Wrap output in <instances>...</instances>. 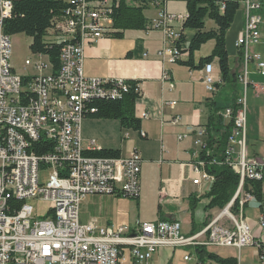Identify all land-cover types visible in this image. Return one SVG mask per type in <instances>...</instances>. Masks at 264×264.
<instances>
[{
  "label": "built area",
  "instance_id": "1",
  "mask_svg": "<svg viewBox=\"0 0 264 264\" xmlns=\"http://www.w3.org/2000/svg\"><path fill=\"white\" fill-rule=\"evenodd\" d=\"M14 1L0 0V174H5V181H0V264H122L128 252L142 264L163 247L240 250L248 245L257 248L258 261L264 264V215L258 223L260 236H256L244 213L245 205L256 200L245 191V181L264 180V157L249 156L247 149L249 89L264 94V85L248 79L251 63L264 75V58L253 51L254 45L262 43V0H240L246 16L236 41L244 53L239 75L242 89L237 108L222 112L233 123L225 163L239 175L240 184L227 207L192 236L182 234L178 221H138L118 227L80 222L81 204L89 195L138 198L141 193L143 160L138 152L128 157L89 156L82 138L84 119L96 112L89 107L91 101L122 99L131 90L127 79L87 77L84 73L85 46L119 32L112 14L120 0H68L69 7L45 38L49 44L63 43L60 68L45 73L48 64L26 60V66L34 65L39 71L35 75L18 74L12 64V36L5 32L4 24L12 16ZM186 17L161 7L148 25L164 34L165 44L158 55L165 62L177 63L184 55V49L178 47L183 27H175L174 22L183 23ZM213 67L208 63L203 70V81L212 94L221 82ZM163 78H169L167 72ZM135 90L141 93L138 82ZM180 119L173 117L171 123L177 125ZM196 134L194 144L201 156L207 148L206 130L198 127ZM42 140L53 150L39 155L34 147ZM91 144L96 143L92 140ZM200 160L193 183H206L210 192L216 178ZM43 171L48 172L45 183ZM30 199L48 203L50 215L37 219ZM236 203L238 210L234 211ZM184 259L191 261L192 253ZM206 264L221 263L209 260Z\"/></svg>",
  "mask_w": 264,
  "mask_h": 264
},
{
  "label": "crops",
  "instance_id": "2",
  "mask_svg": "<svg viewBox=\"0 0 264 264\" xmlns=\"http://www.w3.org/2000/svg\"><path fill=\"white\" fill-rule=\"evenodd\" d=\"M161 7L174 14L188 13L184 0H167ZM161 7L155 4L144 11L148 23L158 16ZM262 15L264 18L263 9ZM245 22L246 16L242 4L226 38L233 70L236 69L239 56L236 41L245 27ZM174 26L180 28L183 27V23L174 22ZM208 26L207 21V29L216 28V25H211L209 28ZM263 27L264 24L262 26L264 37ZM194 33L190 30L185 31L188 40ZM164 44L163 32L147 26L146 29L141 30H126L120 36L113 34L100 38L96 43L86 45L84 48V73L87 77L123 78L138 82L141 97L136 103L135 115L142 120L141 130L135 131L123 129L118 120L87 117L82 124L84 147L92 152L102 149L115 150L121 157H128L138 152L143 163L140 196L130 198L89 195L81 204L82 224L94 222L98 226L118 227L123 224L132 226L138 221H178L182 225V234L192 236L204 229L207 221L220 210V208H207L211 199L208 197L209 190L206 183L201 186L193 183V179L198 176L195 165L201 161L200 148L194 144V140L197 137L198 127L206 130L207 136L206 126L213 111L219 108L222 110L219 112L222 115L225 109L232 106L234 93L232 88L224 84L218 88L220 82L213 94L209 92L203 81L204 67L191 69L180 62L169 63L160 59L158 52ZM206 45L210 48V54L215 42L209 41L204 46ZM253 51L264 55V41L254 45ZM188 57V53L184 52L181 61H186ZM198 63L195 54V64ZM213 64L215 66L213 73L216 79L221 81L219 60L215 59ZM165 72L169 75L168 79L163 78ZM248 79L251 83L264 85V75L259 73L256 63L250 64ZM250 92L253 101L264 96V94H256L252 88L249 89ZM172 102L176 104L172 105ZM176 116H180L181 119L177 125H173L171 119ZM224 121L226 124L229 123L225 118ZM141 131L145 132V136ZM183 135L186 136L180 138ZM92 140L95 141V145L91 144ZM261 140H264L262 107L260 103L253 102L250 110L248 107L249 156L264 157L260 147L263 143ZM246 209L254 210L255 216L246 217ZM244 213L255 235L260 236L258 223L259 218L264 215V201L248 203ZM178 249L184 250L186 247ZM178 249L160 248L150 260L142 264H171L170 253L173 254ZM191 249L196 252L197 248L191 247ZM227 249L228 256L236 257L235 250L238 249ZM184 251L187 253V250ZM255 253L257 254V251ZM192 254L195 259L194 264H206L201 262L196 253V256ZM124 262L138 264L129 252Z\"/></svg>",
  "mask_w": 264,
  "mask_h": 264
},
{
  "label": "trees",
  "instance_id": "3",
  "mask_svg": "<svg viewBox=\"0 0 264 264\" xmlns=\"http://www.w3.org/2000/svg\"><path fill=\"white\" fill-rule=\"evenodd\" d=\"M167 0H120L118 7L114 9L112 18L115 28L119 32L118 36L126 30L146 29L148 20L144 11L151 5L163 6ZM187 6V17L183 22V35L178 42L179 49H184L188 53L186 61H179L182 65L197 69L205 67L208 63L219 60L221 70V84L232 88L234 100L232 106L237 108V100L240 96L242 85L239 75L243 71L244 53L239 50L236 69H232L229 52L227 49V33L232 27L237 13L242 7L240 0H184ZM69 7L66 0H15L12 16L5 20L4 30L13 36L26 34L32 39L30 49L36 53H42L49 57L53 71L57 72L60 68V55L63 43L49 44L46 36L53 23L62 17L65 10ZM264 10V0H262ZM211 20L215 23V29H207L206 22ZM148 23V24H147ZM190 30L195 33L188 40L185 31ZM209 41H214L215 45L212 52L202 57L195 64V54L201 50L203 45ZM131 90L122 99H95L89 103L90 108L96 109L91 115L97 119L118 120L123 129L141 130L142 120L135 115V106L141 93L135 90L136 81H131ZM220 110L215 109L209 119L207 129V148L202 151L201 158L206 163V170L215 176L208 197L211 199L207 208L224 209L235 195L239 184V175L225 163L226 150L233 123H225L220 115ZM47 141L36 143L34 151L41 155L52 151V147L46 145ZM87 155L96 157H119V152L115 150L102 149L98 151H88ZM264 180L247 179L244 189L251 192L258 202L264 201L263 194ZM238 210V203L235 204L234 211ZM209 221V220H208ZM207 221V223H208ZM206 223V225H207ZM196 254L201 262L207 263L208 260H215L221 264H239V259L235 256H223L208 252L204 247H198Z\"/></svg>",
  "mask_w": 264,
  "mask_h": 264
},
{
  "label": "rangeland",
  "instance_id": "4",
  "mask_svg": "<svg viewBox=\"0 0 264 264\" xmlns=\"http://www.w3.org/2000/svg\"><path fill=\"white\" fill-rule=\"evenodd\" d=\"M207 21L209 22L208 28L211 25H215V23L213 21H211V20H207ZM263 29H264V27H263ZM263 38L264 37H263V33H262V39H261L262 42L264 41ZM31 42H32V39L30 37H28L26 34H17V35L12 36V48H13L12 64L15 68V71L21 75L38 74L39 71L36 69V67L34 65H32V66H26L25 65L26 60H31L33 63L38 61V62H43V63L48 64V69L45 71V73H49L52 70V64L49 60V57L47 55H43L42 57H40L38 54H34L30 49ZM209 52H210L209 46L203 45L201 50L196 53V56L198 57V61H200V59L204 55L209 54ZM248 95H249V97H248L249 110L251 109L253 102L260 103V105L262 107V124L264 125V96L260 97L259 99H255L253 101L251 99V97H252L251 92ZM261 141L263 142L260 145L261 152L264 153V140H261ZM41 180L44 183L48 181V172L43 171L41 173ZM255 201H257V200H255ZM28 203L34 207V215L36 216L37 219H43V218L50 215V206L48 203L40 201L39 199H30L28 201ZM245 213H246V217L247 216L248 217L255 216L254 210L246 209ZM178 248H180V247H178ZM178 248H175V249H178ZM255 248H256L255 246L248 245V246L243 247V250L242 249L241 250H235V253H236L235 255L239 259L240 264H262L261 262L258 261V258L256 259L257 254L255 252L257 251V248L256 249ZM184 250H187V253ZM184 250L178 249L175 252H173V254H172V252L170 253L172 256L169 258V260H171V262H172L171 264H194L195 263V259H193L190 262H187L186 260H184V256H185V253L188 255L191 253H194V255L196 256V254H195L196 252H193V249H191V247H186V249H184ZM207 250L211 251V252H216L219 255L226 256L228 249L227 248H219V249L207 248ZM122 264H128V263L122 262ZM168 264H170V263H168Z\"/></svg>",
  "mask_w": 264,
  "mask_h": 264
},
{
  "label": "bare ground",
  "instance_id": "5",
  "mask_svg": "<svg viewBox=\"0 0 264 264\" xmlns=\"http://www.w3.org/2000/svg\"><path fill=\"white\" fill-rule=\"evenodd\" d=\"M181 61V60H180ZM178 63V62H177ZM215 70V67H213V71ZM0 181H5V174H0ZM234 197V196H233ZM256 198V197H255ZM232 200V199H231ZM230 203V202H229ZM228 203V204H229ZM227 204V205H228ZM247 205V204H246ZM246 205H245V207H246ZM227 207V206H226ZM225 207V208H226ZM209 222V221H208ZM208 224V223H207ZM198 248V247H197ZM204 248H207V247H204ZM173 249H175V248H173ZM193 255V254H192Z\"/></svg>",
  "mask_w": 264,
  "mask_h": 264
}]
</instances>
